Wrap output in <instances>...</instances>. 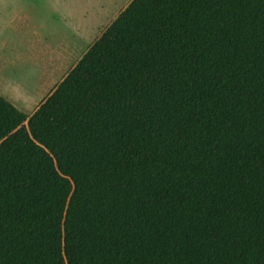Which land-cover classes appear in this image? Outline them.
<instances>
[{"label":"trees","instance_id":"trees-1","mask_svg":"<svg viewBox=\"0 0 264 264\" xmlns=\"http://www.w3.org/2000/svg\"><path fill=\"white\" fill-rule=\"evenodd\" d=\"M0 264H264V0H131L0 95Z\"/></svg>","mask_w":264,"mask_h":264},{"label":"rangeland","instance_id":"rangeland-1","mask_svg":"<svg viewBox=\"0 0 264 264\" xmlns=\"http://www.w3.org/2000/svg\"><path fill=\"white\" fill-rule=\"evenodd\" d=\"M12 1L13 0H0V41L5 42V40H7L8 43L15 40L11 39L14 34V29L11 28V18L20 8V6L12 4ZM128 1L129 0H58L59 19L57 36H62L65 30L68 32L80 28V34L83 40L71 55L70 63L66 65L64 70H59L56 75V79H58L57 82L56 79L54 80L53 84L56 82L54 85L39 86L37 78L39 73L37 61L34 59L35 61L33 64L31 60H26L30 59L31 54H25L24 49L27 48L23 47V43L20 42L18 48L21 49L22 62L17 69H10L7 71V86L5 87L6 90H0L2 92L1 95L24 113H32L52 92L62 77L66 75L70 70L69 67L79 60L86 49L90 47L106 29L107 25H109L120 11L125 8V4ZM64 2H68V5H65ZM94 13H97V15H94ZM48 25L50 27L49 23ZM49 27L46 32L51 29ZM90 27H92V29H90ZM48 42L49 40L46 41V43ZM40 48L41 50L46 49V47L41 46Z\"/></svg>","mask_w":264,"mask_h":264},{"label":"crops","instance_id":"crops-1","mask_svg":"<svg viewBox=\"0 0 264 264\" xmlns=\"http://www.w3.org/2000/svg\"><path fill=\"white\" fill-rule=\"evenodd\" d=\"M130 1L131 0H129L125 6ZM12 4L18 5L20 8L11 18V28L14 29L13 38L11 37V39L15 40L10 43H8L7 40H5V42L0 41V90H6L7 71L10 69H17L22 62L21 49L18 48L20 42L23 43V47L27 48L24 49L25 54H31L30 59L26 60H31L33 64L35 61L34 59L37 61V69L39 72L37 76L38 85L49 86L53 84L59 70H64L66 65L70 63L71 55L83 41L81 38L82 35L80 34V28L68 32L65 30V33L62 36H57L59 19L58 0H13ZM64 4L68 5V2H64ZM94 15H97V13H94ZM48 23L50 24V27ZM48 27L51 29L46 32ZM90 29H92V27H90ZM48 40L49 42L46 43ZM40 46L46 47V49L41 50ZM75 64H72L69 69ZM1 91L0 95L2 94Z\"/></svg>","mask_w":264,"mask_h":264}]
</instances>
